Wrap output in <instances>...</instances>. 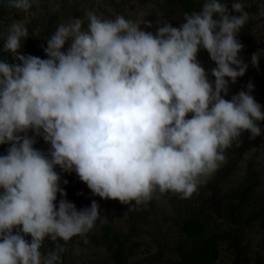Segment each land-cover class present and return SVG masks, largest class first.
<instances>
[{"label":"clouds","instance_id":"obj_1","mask_svg":"<svg viewBox=\"0 0 264 264\" xmlns=\"http://www.w3.org/2000/svg\"><path fill=\"white\" fill-rule=\"evenodd\" d=\"M4 2L27 13L34 0ZM86 17V29L80 18L58 26L47 59L21 54L30 36L23 21L4 36L3 52L18 62L0 59V145H10L0 155V264H62L59 241L86 236L100 219L97 202L78 210L67 199L57 167L135 210L169 192L191 198L242 134L264 135L252 82L225 98L249 68L238 39L249 13L239 0L230 8L204 0L179 27L158 22L155 31L124 16ZM201 50L216 65L210 73ZM261 56L251 58L257 69ZM46 239L54 250L42 251Z\"/></svg>","mask_w":264,"mask_h":264},{"label":"rangeland","instance_id":"obj_2","mask_svg":"<svg viewBox=\"0 0 264 264\" xmlns=\"http://www.w3.org/2000/svg\"><path fill=\"white\" fill-rule=\"evenodd\" d=\"M234 2L237 0L225 4L230 8ZM239 2L245 5V10L249 13V22L238 35V39L244 45L240 55L249 68L244 77L239 78L236 84L230 86V94L225 98L231 100L232 95L238 94L241 90L247 91V85L252 82L255 86L252 94L257 102L264 106V56L260 58L258 69L251 63L252 55L259 49H264V16L259 15L260 8L264 7V0H239ZM162 4L164 5V0H34L32 8L27 13L13 8L8 10L4 16L5 19L0 22V40H4L8 26L15 21H23L27 28L35 27V30L30 32L29 38L25 41L23 45L25 47L30 41L36 44L38 41L42 42L39 39L41 31L39 27L42 23L53 24L50 27L57 30L60 24L80 18L86 29L88 26L86 14L88 12H94L102 20H114L117 16H124L127 20L141 24L144 31H155L159 23H167L159 11V6ZM147 21L152 24V28L144 26ZM68 46H65V51ZM44 48L45 45L40 44L39 52ZM199 62L209 73L216 67L206 50ZM209 79L214 80L215 78L210 75ZM260 126L264 129V122H261ZM49 149L43 152L47 153ZM225 156L226 159L219 169L207 179L206 183L198 186V188L203 186L204 192L212 199L211 212L214 215V222L211 223V226L219 232L239 227L238 222L225 217L224 210L228 209L232 201L240 205L239 201L244 199L240 186L246 183L250 174H260V186L257 188V193L259 194L258 198L264 196V135L250 139V133L242 134L238 141L225 150ZM229 164L235 166L234 173L226 179L219 178L220 171L222 169L224 171V168ZM58 174L61 176L62 188L67 192V199L74 203L77 209L78 207H91L92 202L95 201L99 204L101 211L100 219L96 221L95 227L86 236H76L72 239L74 244L69 257L70 264H113L110 252L102 244L104 242L102 239L104 220L111 221L114 228L124 236H133L128 245L130 250L128 264H173L176 259L175 249L183 240L178 214L173 208L174 218L173 214L165 209V207L170 209L169 201L162 200L161 195L156 196L157 200L166 206L148 214V218L139 222L138 230L132 233L130 205L123 204L119 200H106L95 195L75 172L58 171ZM65 180L67 184L64 183ZM63 198L58 194L57 206L59 200ZM114 201H116L115 205L109 209V204ZM133 204H135L134 201ZM156 204H158L157 201ZM247 206L246 204V209ZM251 207L252 205H249V208ZM181 212H185V210L183 209ZM144 215L146 216V214ZM245 230L243 244L247 245L249 249L245 260L249 259V264H264L262 223L260 221L251 222L250 227ZM92 237H96L98 242ZM27 239L31 241L30 236ZM54 249V242L46 239L42 251L47 252ZM234 256L226 244L220 246V264H232Z\"/></svg>","mask_w":264,"mask_h":264},{"label":"trees","instance_id":"obj_3","mask_svg":"<svg viewBox=\"0 0 264 264\" xmlns=\"http://www.w3.org/2000/svg\"><path fill=\"white\" fill-rule=\"evenodd\" d=\"M235 0H221L222 3L233 2ZM204 0H164V5H160L159 8L162 13L163 19L167 23H171L173 27H179L184 22L185 14H191L193 12H199L202 10ZM10 7L0 0V22L5 18ZM1 24V23H0ZM42 23L40 28V40L37 44L33 41L21 49L23 55H33L42 59H47V55L42 50L38 49L40 44H44L47 47V39L54 34L56 28H51L53 24ZM33 27V26H32ZM54 29V31H53ZM29 32L35 30V27L28 28ZM3 41L0 40V59L6 60L9 63H17L10 53L3 52ZM204 50H201L198 54V60L202 57ZM30 136H35L34 132L29 133ZM37 143L34 145L38 150L44 151L50 148V145L43 140L42 137H36ZM10 145H0V155L7 154V149ZM234 165H227L220 171L219 178H227L235 171ZM56 171H63L57 167ZM260 174H250L246 183L240 186V191L244 194V199L239 201L240 205L235 202H230L228 209L224 210L225 217L229 220H235L239 223V227L231 230H223L219 232L215 227L211 226L214 222V215L211 212L212 199L204 192V187L200 186L196 193L191 198L182 199L179 194L166 193L161 195V199L168 202L170 209H167L162 202L154 197L150 202L145 205L137 206L135 210H131V231L132 233L139 228V222L142 219L148 218V214H152L153 211L160 207H165L170 214H173L172 210L175 209L178 214V220L181 225V244L175 249L176 259L173 264H220V246L227 245L228 250L234 253V261L232 264H249V259L245 260L247 251L249 250L247 245L243 244V234L245 229L250 227L251 222L260 221L264 229V196L259 197L257 188L260 186ZM175 200V201H174ZM156 201L158 204H156ZM116 201L109 204L110 209L114 206ZM248 205L247 209L245 208ZM242 205V206H241ZM249 205H252L249 208ZM244 206V209H243ZM87 207V206H86ZM85 207H78L82 210ZM185 212H181L182 210ZM232 213V214H231ZM146 214V216L144 215ZM245 215V216H244ZM173 217L175 218L174 214ZM244 220V221H243ZM243 221V222H242ZM105 245L110 252L113 264H128L130 259V250L128 245L130 244L133 236H124L118 230H116L109 220H104L103 236ZM97 241L96 237H92ZM59 243L66 249L62 253V264H70L69 257L73 247V240L65 243L60 240Z\"/></svg>","mask_w":264,"mask_h":264}]
</instances>
